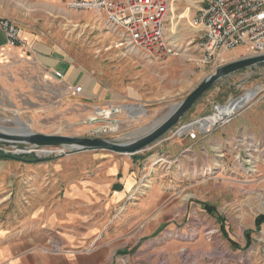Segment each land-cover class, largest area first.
Returning a JSON list of instances; mask_svg holds the SVG:
<instances>
[{
  "label": "crops",
  "instance_id": "obj_1",
  "mask_svg": "<svg viewBox=\"0 0 264 264\" xmlns=\"http://www.w3.org/2000/svg\"><path fill=\"white\" fill-rule=\"evenodd\" d=\"M0 18L11 21L32 47L28 51L9 45L0 26V67L18 69L20 64H28L30 69L61 71L60 81L69 88L68 93L81 84L82 98L99 105L97 110H110L113 107L109 105L120 101L122 95L133 93L128 86L118 89L100 78L102 70L120 62L127 65L131 59L118 45L119 38L107 27L103 15L69 9L66 0H0ZM58 21L92 34L103 47V60L94 57L75 63L50 45L45 32ZM235 49L226 53L229 61L244 55ZM140 65L144 68V61ZM87 70L97 71V75L91 76ZM105 102L109 105L103 108ZM258 133L264 135V110L253 103L223 127L193 139L184 136L155 143V153L147 156L146 149L131 155L98 149L40 161L0 159V264H177L179 238L166 240L161 236L163 215L182 208L186 211L187 205L175 204L174 192L161 184L167 171L157 172L172 164L178 172L186 165L190 169L197 150L206 159L214 150L222 153L234 141L256 140ZM159 156L172 160L166 165L157 162ZM145 163L151 168L157 164L149 171V175L155 174L148 190L141 186L150 168ZM168 230L177 232L171 227ZM47 241L69 252L42 251L40 246Z\"/></svg>",
  "mask_w": 264,
  "mask_h": 264
},
{
  "label": "rangeland",
  "instance_id": "obj_2",
  "mask_svg": "<svg viewBox=\"0 0 264 264\" xmlns=\"http://www.w3.org/2000/svg\"><path fill=\"white\" fill-rule=\"evenodd\" d=\"M202 1L205 2L183 0L177 3L178 12L184 16L176 28L179 44L183 48L178 55L151 62L127 52L131 55L127 65L115 61L117 64L112 66V69L102 70L100 78L110 86L118 89L128 86L129 91L134 90L129 95H122L120 101L113 105L103 103V108L108 105L113 108L140 105L144 108V115L135 119L128 111L122 109L109 117L97 116L99 121L91 122L89 117L91 115L93 118V113L99 105L86 101L82 94H69V88L64 82L50 77V72L41 68L30 69L28 64H20L18 69L14 66L0 67V130L18 128L15 122V119H18L30 131L41 134L100 137L119 142L130 140L132 133L159 120L171 106L183 99L201 80L223 64L216 66L203 63L200 60V51L194 43L198 40L199 32L188 22L197 14ZM176 25L177 21L173 20L171 28L174 29ZM45 40L79 64L82 61H92L94 57L99 58L103 51V47L96 42L92 34L67 22H54L45 32ZM189 41L192 44L186 48ZM235 51L238 54H246L249 47L243 44L236 47ZM236 56L237 54L234 57ZM100 59L103 60V57ZM229 59L226 58V62ZM142 61L144 68L140 65ZM86 72L91 76L97 75V71ZM249 72L245 69L229 77L220 78L181 121L192 120L197 115H206L211 112L214 103H224L229 97L239 96L248 89H256L257 85L260 88L256 97L242 112L253 103L264 110V68ZM156 97L157 101L144 104L145 101ZM114 123V131L94 130L97 126ZM167 140L162 139L157 144ZM153 145L144 150V156L155 153L157 146L153 148ZM4 148L14 150L12 146ZM197 153V159L190 169L186 165L179 173L178 168L172 164L169 169L157 172L161 174L167 171L161 184L163 188L174 192L175 204L181 207L187 205L186 211L182 208L178 213L163 215L165 223L161 229H165L161 236L166 240L170 237L179 238L176 263L264 264V222L259 229L255 226L256 216L264 214V135L258 133L253 141H234L227 144L222 153L214 150L206 159L200 151L197 150ZM67 154L70 153L54 154L55 156L42 157V160ZM26 157H33V154ZM171 160L159 156L157 162L169 165ZM147 166L150 167V163ZM152 168L144 173V181L141 184L144 190L153 187L154 183L150 177L155 173L149 175ZM169 178H172V181H169ZM170 227L177 232L169 231ZM47 243L61 247L54 241ZM43 245L45 244L40 247ZM67 251L69 252V249H62V252Z\"/></svg>",
  "mask_w": 264,
  "mask_h": 264
},
{
  "label": "built area",
  "instance_id": "obj_3",
  "mask_svg": "<svg viewBox=\"0 0 264 264\" xmlns=\"http://www.w3.org/2000/svg\"><path fill=\"white\" fill-rule=\"evenodd\" d=\"M183 0H66V6L73 10H90L103 15L107 27L117 37L118 45L127 52L158 62L183 49L177 37V26L183 13L178 12V2ZM197 9L195 17L188 24L198 30V40L194 42L200 51L203 63L218 65L226 62V53L240 45L249 47L244 55L264 54V0H205ZM177 21L174 29L172 21ZM7 43L19 45L31 51L26 38L8 19L0 18ZM192 44L187 42L186 48ZM50 77L63 79V72L52 71ZM249 90H255L253 97L239 103ZM73 95H80L83 86L76 84L71 89ZM257 95L256 89H248L236 97H229L224 103H214L210 113L192 120L179 122L163 139H180L184 136L195 138L198 134H208L217 127L229 123L247 107ZM8 152L6 148H1ZM36 157L63 155L65 149L30 148L23 150ZM45 252H62V247L47 243L40 247Z\"/></svg>",
  "mask_w": 264,
  "mask_h": 264
},
{
  "label": "water",
  "instance_id": "obj_4",
  "mask_svg": "<svg viewBox=\"0 0 264 264\" xmlns=\"http://www.w3.org/2000/svg\"><path fill=\"white\" fill-rule=\"evenodd\" d=\"M260 67L264 68V54L243 55L219 65L213 73L201 80L183 99L171 106L157 124L138 129L131 134L132 138L125 142L100 137L41 134L30 131L24 125L21 128V133L18 134H10L0 130V147L12 146L14 148L13 151L9 150L6 153L0 150V153L7 155L8 158L22 159L21 157H26L29 154L23 150L59 147L68 153L104 149L119 154H135L161 141L220 78L229 77L235 72L245 69L251 73ZM92 121H99V118ZM42 159L33 154L30 161Z\"/></svg>",
  "mask_w": 264,
  "mask_h": 264
},
{
  "label": "bare ground",
  "instance_id": "obj_5",
  "mask_svg": "<svg viewBox=\"0 0 264 264\" xmlns=\"http://www.w3.org/2000/svg\"><path fill=\"white\" fill-rule=\"evenodd\" d=\"M260 88L259 85L256 86V90L258 91V89ZM255 94V90H249L243 97H241L238 101L239 103L240 102H243L244 100L248 99V98H251L253 97ZM122 109H124V111H128V113L130 114V116L132 118H138L139 116H142L144 115V108L140 105H123V106H120V107H114L110 110H101V109H98L94 112V115H93V118L89 120L92 122V120L94 119H97V116H104V117H109L110 115L114 114L115 112H121ZM162 118V116H161ZM161 118H159V120H157L156 122H154L152 125H155L157 124ZM14 119V118H13ZM116 121V120H115ZM15 122L16 124L19 126L18 128L16 129H7V130H1L3 132H6V133H10V134H18V133H21L22 131V127L24 126L23 122H21L20 120L18 119H15ZM116 124H112V125H105V126H97L96 128H94V130L96 131H114L116 129Z\"/></svg>",
  "mask_w": 264,
  "mask_h": 264
},
{
  "label": "trees",
  "instance_id": "obj_6",
  "mask_svg": "<svg viewBox=\"0 0 264 264\" xmlns=\"http://www.w3.org/2000/svg\"><path fill=\"white\" fill-rule=\"evenodd\" d=\"M3 158H8V156L3 154V153H0V159H3ZM21 158L25 161L31 160V157H21ZM207 210H210L212 212V210L210 208H207ZM263 222H264V214L257 215L255 218L256 229H259Z\"/></svg>",
  "mask_w": 264,
  "mask_h": 264
}]
</instances>
